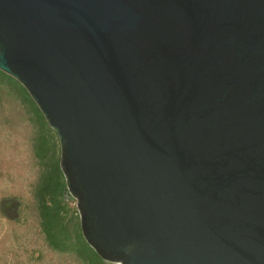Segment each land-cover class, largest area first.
<instances>
[{"label": "water", "instance_id": "1", "mask_svg": "<svg viewBox=\"0 0 264 264\" xmlns=\"http://www.w3.org/2000/svg\"><path fill=\"white\" fill-rule=\"evenodd\" d=\"M0 70L104 261L264 264V0H0Z\"/></svg>", "mask_w": 264, "mask_h": 264}, {"label": "rangeland", "instance_id": "2", "mask_svg": "<svg viewBox=\"0 0 264 264\" xmlns=\"http://www.w3.org/2000/svg\"><path fill=\"white\" fill-rule=\"evenodd\" d=\"M34 133L26 108L0 87V264H83L51 250L40 231L33 197L40 173Z\"/></svg>", "mask_w": 264, "mask_h": 264}, {"label": "trees", "instance_id": "3", "mask_svg": "<svg viewBox=\"0 0 264 264\" xmlns=\"http://www.w3.org/2000/svg\"><path fill=\"white\" fill-rule=\"evenodd\" d=\"M0 87L7 89L22 103L35 126L32 148L40 173L33 197L45 243L51 250L73 255L83 264H113L104 261L82 236L76 205H71L67 199L65 179L59 166L60 149L56 132L49 127L23 85L1 70Z\"/></svg>", "mask_w": 264, "mask_h": 264}]
</instances>
